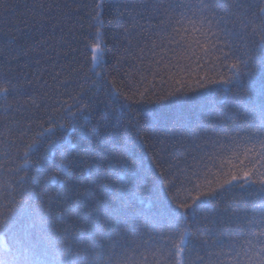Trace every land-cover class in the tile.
Returning a JSON list of instances; mask_svg holds the SVG:
<instances>
[{
	"label": "snow or ice",
	"instance_id": "snow-or-ice-1",
	"mask_svg": "<svg viewBox=\"0 0 264 264\" xmlns=\"http://www.w3.org/2000/svg\"><path fill=\"white\" fill-rule=\"evenodd\" d=\"M22 7L0 0V264H264V0ZM206 87L230 100L186 106Z\"/></svg>",
	"mask_w": 264,
	"mask_h": 264
},
{
	"label": "trees",
	"instance_id": "trees-1",
	"mask_svg": "<svg viewBox=\"0 0 264 264\" xmlns=\"http://www.w3.org/2000/svg\"><path fill=\"white\" fill-rule=\"evenodd\" d=\"M16 2H18L21 5L20 11H23V7L22 6L25 3L30 4L32 2V0H16ZM5 22L6 21L4 19H0V25H3ZM141 23H143V21H141ZM185 27H190V26L189 25H185ZM2 31H3V29L0 28V32H2ZM108 35H109V38H110L111 37V27H109V29H108ZM178 39H179V37H178ZM157 52H160L159 48L157 49ZM113 54H114V50L110 49L109 56L111 57ZM160 54L163 55L162 52H160ZM51 55L53 57L55 56L54 53H52ZM148 55L151 56V53H149ZM169 55H171V53H169ZM61 62H65V61H61ZM21 63H23V61H21ZM41 67H43L45 69V72L43 73V79L48 81L49 83H51V76L48 74L50 71H52L50 62L49 63H44L43 60H42ZM29 70L30 71L36 70L35 66H33V68L29 69ZM216 70L218 72L222 71L225 75L228 74L227 68H224V69L217 68ZM206 72H208L207 68L202 69V70H196L195 67H193V70H192V87L193 88H195V79H196V77L199 76V75H204ZM181 77L184 78V79H187V77L183 76V73H181ZM137 79H139V77H137ZM176 86L179 87V85H176ZM140 87L141 88H149V89L155 88V89L158 90L160 88L159 78L157 77L154 80L153 77L150 74H148L147 80L143 84H141ZM197 93H200L201 95H197ZM189 96H191L192 99H188L187 97H182V99H184L186 101V106L193 108V110H198L199 105L203 104L204 99L206 97L207 98H214L218 103L223 105L228 100H230L231 93H226L223 88H220L217 91L209 92L208 88L206 87L204 89H196V92L189 93ZM61 99L67 100V97L66 96L65 97H61ZM50 102L51 101H49L47 99H41L39 96H37V98H36V104L38 106L43 105L44 103H50ZM69 103H71V101H69ZM43 112H44V109H43V107H41L40 111H39V113H37V115L42 116V120L37 121L38 123H42L43 121L47 120V116H44ZM44 126L48 127L47 124H45ZM20 151H21V154H22L24 150L21 149ZM155 151H156V149L146 148V153H147L146 160L150 161L151 159H153V152H155ZM249 155H251V154H249ZM229 159L231 160V163H229ZM241 160H244L245 164L249 163L248 160L245 159L243 151H241L239 153L238 158L233 156L232 153H229L227 158H224L222 160L218 159L216 161V167H211L210 168V171H211V173H213V175L205 174L204 175V179L205 180H216L218 178H221L220 176L216 175L217 169H218V167H219V165L221 163L224 164V171H229V170H231L232 167H235V168L239 169ZM29 162L31 163V161H29ZM17 164L18 165L22 164V161L18 160ZM257 167H259V165ZM21 175H23V173H21ZM233 191L238 193V189H233ZM195 194H196L195 191H192L190 186H189V188L187 190H183V191H180V192L177 193V195L179 196V198L181 200H183L185 198H189L191 196H194ZM6 195H7V193H5L2 190H0V207H2L4 204H6L8 202L7 199H5ZM230 196H231V193L224 194V198L225 199H228ZM144 199H145V206H147L148 198L145 196ZM248 207L250 209L251 205L249 204ZM252 215H253L252 212L249 211L248 219H251ZM244 222L247 223V220H244ZM3 239H4V243L8 244L10 247L12 246L13 241L11 239V234L4 235ZM238 244H243V236L238 237ZM2 252H3V250L0 249V254H2ZM195 255H196V253H193V258H195Z\"/></svg>",
	"mask_w": 264,
	"mask_h": 264
}]
</instances>
